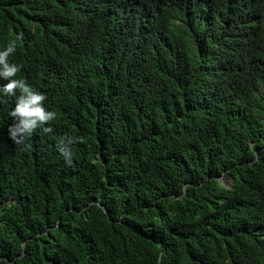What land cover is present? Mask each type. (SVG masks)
Instances as JSON below:
<instances>
[{
  "label": "trees",
  "instance_id": "16d2710c",
  "mask_svg": "<svg viewBox=\"0 0 264 264\" xmlns=\"http://www.w3.org/2000/svg\"><path fill=\"white\" fill-rule=\"evenodd\" d=\"M9 40L58 117L0 99V264H264V0H0Z\"/></svg>",
  "mask_w": 264,
  "mask_h": 264
},
{
  "label": "clouds",
  "instance_id": "9594fccd",
  "mask_svg": "<svg viewBox=\"0 0 264 264\" xmlns=\"http://www.w3.org/2000/svg\"><path fill=\"white\" fill-rule=\"evenodd\" d=\"M17 51V42L9 40L0 46V99L14 97V107L8 115L12 123L8 126L10 139L17 145H24L37 129L51 133L58 113L45 103L47 97L27 80L18 78L23 64L10 59ZM78 136H65L57 145V151L66 164L71 165L74 159L73 145L80 142Z\"/></svg>",
  "mask_w": 264,
  "mask_h": 264
}]
</instances>
